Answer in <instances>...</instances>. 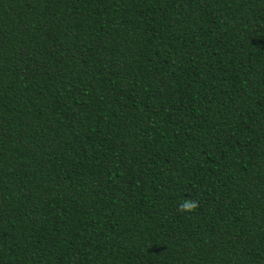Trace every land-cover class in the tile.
<instances>
[{
  "label": "trees",
  "instance_id": "1",
  "mask_svg": "<svg viewBox=\"0 0 264 264\" xmlns=\"http://www.w3.org/2000/svg\"><path fill=\"white\" fill-rule=\"evenodd\" d=\"M0 264H264V0H0Z\"/></svg>",
  "mask_w": 264,
  "mask_h": 264
}]
</instances>
